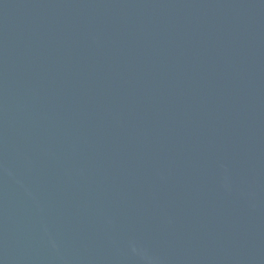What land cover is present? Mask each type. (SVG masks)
Segmentation results:
<instances>
[{
    "label": "water",
    "instance_id": "water-1",
    "mask_svg": "<svg viewBox=\"0 0 264 264\" xmlns=\"http://www.w3.org/2000/svg\"><path fill=\"white\" fill-rule=\"evenodd\" d=\"M0 264H264V0H0Z\"/></svg>",
    "mask_w": 264,
    "mask_h": 264
}]
</instances>
